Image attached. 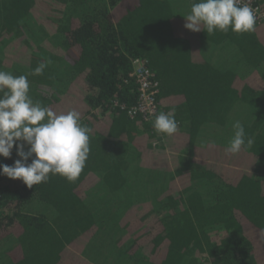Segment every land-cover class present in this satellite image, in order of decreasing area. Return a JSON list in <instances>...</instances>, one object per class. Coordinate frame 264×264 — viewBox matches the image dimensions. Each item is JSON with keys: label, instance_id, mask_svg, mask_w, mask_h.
<instances>
[{"label": "trees", "instance_id": "1", "mask_svg": "<svg viewBox=\"0 0 264 264\" xmlns=\"http://www.w3.org/2000/svg\"><path fill=\"white\" fill-rule=\"evenodd\" d=\"M192 3L0 0V70L91 129L75 182L0 175L2 264H264V26L193 33ZM136 60L156 75L160 112L175 109L172 137L129 115ZM236 121L253 144L227 155ZM17 159L14 146L0 164Z\"/></svg>", "mask_w": 264, "mask_h": 264}, {"label": "clouds", "instance_id": "2", "mask_svg": "<svg viewBox=\"0 0 264 264\" xmlns=\"http://www.w3.org/2000/svg\"><path fill=\"white\" fill-rule=\"evenodd\" d=\"M184 19V27L193 33L251 34L256 30L257 15L249 0H193ZM49 63H39L31 74L42 75ZM29 93L26 75L0 70V157L10 159L14 146L19 157L13 165L0 164V175L21 180L28 188L57 175L75 182L90 155L91 129L82 124L78 111L56 113ZM153 128L165 137L175 135L179 130L175 109L156 114ZM233 130L227 155H237L253 144L240 121L233 124ZM209 143L215 147V141ZM259 238L264 241V228L259 230Z\"/></svg>", "mask_w": 264, "mask_h": 264}, {"label": "built area", "instance_id": "3", "mask_svg": "<svg viewBox=\"0 0 264 264\" xmlns=\"http://www.w3.org/2000/svg\"><path fill=\"white\" fill-rule=\"evenodd\" d=\"M260 0H249L253 9L256 10L257 23L264 26V6ZM136 80L139 90V103L129 109V115L133 118L142 115L143 119L153 122L155 115L160 113L157 96L160 93L159 82L154 72L141 60L134 61V70L130 74Z\"/></svg>", "mask_w": 264, "mask_h": 264}, {"label": "rangeland", "instance_id": "4", "mask_svg": "<svg viewBox=\"0 0 264 264\" xmlns=\"http://www.w3.org/2000/svg\"><path fill=\"white\" fill-rule=\"evenodd\" d=\"M212 135H213V138L215 137V139H217L216 141L218 142H222V141L224 142L225 140H227L226 135L223 133H219L218 131L213 130ZM3 258L4 257H3L2 251H0V263L1 264L4 261Z\"/></svg>", "mask_w": 264, "mask_h": 264}]
</instances>
